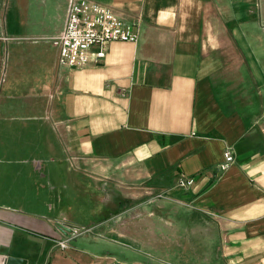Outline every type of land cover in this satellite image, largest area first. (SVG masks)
I'll return each mask as SVG.
<instances>
[{
	"label": "crops",
	"instance_id": "1",
	"mask_svg": "<svg viewBox=\"0 0 264 264\" xmlns=\"http://www.w3.org/2000/svg\"><path fill=\"white\" fill-rule=\"evenodd\" d=\"M69 1L0 0V264H174L171 249L173 261L124 243L142 256L131 260L96 246L114 243L103 227L130 214L138 181L178 191L174 225L208 242L205 263L264 264V0H90L136 24L138 41L63 67L53 39ZM39 142L68 165L59 216L35 195Z\"/></svg>",
	"mask_w": 264,
	"mask_h": 264
},
{
	"label": "rangeland",
	"instance_id": "2",
	"mask_svg": "<svg viewBox=\"0 0 264 264\" xmlns=\"http://www.w3.org/2000/svg\"><path fill=\"white\" fill-rule=\"evenodd\" d=\"M5 18L7 19V17ZM259 83L264 86V78L261 76L259 77ZM32 143V140L27 142L30 150L35 149L37 146L35 144V147H31ZM17 144L18 148H20L24 144L26 145V140L18 141ZM38 144H40L38 147L44 150L43 159L46 170L44 171V178L39 174L35 177V195L37 196V193L41 194L43 190L44 196L49 198L48 203L52 207V215L59 216L61 215L63 204L72 203V200L67 198L69 197L67 193L71 189L65 191L62 188L64 181H70L69 171L66 170L68 165L59 156H50L42 143L39 142ZM135 184L138 187L136 196L131 199H124L129 201L127 208H130V214H126L121 219L110 222L109 225L103 227L102 234L104 237L113 240L114 243L100 238L99 245L96 246L101 251H108L119 258L126 257L131 260H142V256L126 246H121L124 243L137 249L146 246L157 247L167 251L163 252L161 257L164 260L169 259L172 261V258H174V264H207L205 262L211 260L210 254L199 252V250L208 242H204L203 239L194 241V239L188 237L186 221L182 222L180 220V226L174 225V218L177 217V209L179 208L174 202V194L178 191L169 192V194H164L163 198H159L157 190H147L145 188L148 184L142 181H138ZM37 187H40V189H37ZM61 198H66L62 204ZM120 198L122 197L120 196ZM161 206L163 210L160 209ZM183 206L181 205V207ZM143 213H145L144 217H138ZM71 214L77 224L82 226L88 223L87 217L81 212L80 205L75 200L73 201ZM86 238L92 239V237ZM82 239V237L79 238L80 241ZM169 249L174 250L172 258H170Z\"/></svg>",
	"mask_w": 264,
	"mask_h": 264
},
{
	"label": "built area",
	"instance_id": "3",
	"mask_svg": "<svg viewBox=\"0 0 264 264\" xmlns=\"http://www.w3.org/2000/svg\"><path fill=\"white\" fill-rule=\"evenodd\" d=\"M136 24L117 16L110 9L90 0H70L64 30L53 39L58 49V63L63 67H81L106 57L105 47L113 42L137 43ZM97 48L94 56L92 50ZM227 169L235 160L232 151L225 154ZM193 179L181 180L180 188L192 186ZM66 248L68 242H60Z\"/></svg>",
	"mask_w": 264,
	"mask_h": 264
},
{
	"label": "water",
	"instance_id": "4",
	"mask_svg": "<svg viewBox=\"0 0 264 264\" xmlns=\"http://www.w3.org/2000/svg\"><path fill=\"white\" fill-rule=\"evenodd\" d=\"M62 230H69V231H72L71 229H68L66 227H62ZM6 264H28V261L27 260H24V259H19V258H15V257H8L6 259Z\"/></svg>",
	"mask_w": 264,
	"mask_h": 264
}]
</instances>
